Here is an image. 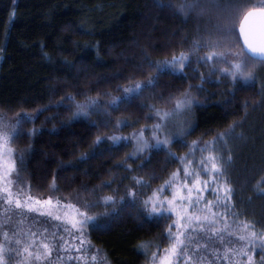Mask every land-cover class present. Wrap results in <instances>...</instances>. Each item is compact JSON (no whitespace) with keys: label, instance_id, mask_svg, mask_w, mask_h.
Returning <instances> with one entry per match:
<instances>
[{"label":"snow or ice","instance_id":"snow-or-ice-1","mask_svg":"<svg viewBox=\"0 0 264 264\" xmlns=\"http://www.w3.org/2000/svg\"><path fill=\"white\" fill-rule=\"evenodd\" d=\"M157 7L167 8L173 16L183 20L193 14L204 18L203 28L198 25L187 50L156 60L145 52L142 62L135 65L141 73H147L144 79L129 77V82L117 89L119 95L104 94L108 97L106 104L100 103L99 94L86 96L81 102L70 93L62 96L61 101L72 105L73 117L89 118L100 112L110 117L122 106H132L134 100L152 99L153 103L144 105L148 109L145 119L153 121L150 126L145 124L130 136H124L119 132L130 126L127 118H117L114 123L105 119L100 123L105 128L111 126V133L98 135L92 147L111 141L108 146L111 151L131 144L132 151L126 153L120 165H127L129 170L132 168L129 160H142V154L150 150L165 151L182 169L172 172L143 200L139 199V189L149 186L143 177H134V184L126 187L123 195L113 190L110 195L86 198L82 202H69L52 194L37 198L25 190L20 179L23 154L14 157L11 147L19 128L33 117L28 113H16L14 117L0 113V264H52L54 254L59 264L63 259L61 253L79 264H108L104 253L99 249L91 250L85 232L97 218L92 210L101 203L106 209L111 206L113 211L122 203L139 204L150 217L157 219L171 220L172 216L165 213L175 215L176 219L166 229L167 246L161 249L160 244H155L152 250L154 242L151 240L138 245L146 253L150 252L149 264H264V230L257 232L254 221L242 220L232 211L234 189L226 171L233 161L228 145L233 139L243 138L236 129L244 117L216 133L210 142L186 143L192 131L188 118L197 102L193 91L203 90L204 73L198 74L200 85L189 84L178 94H155L162 76L180 75L187 79L188 72L196 73L200 66H207L209 75L216 76L217 80H228L233 85L240 80L246 83L255 80L257 68L264 66V0H167ZM193 55L197 68L192 67ZM146 92L151 95L145 97ZM261 95L264 97V93ZM259 103H264V99ZM160 104L164 106H158ZM249 107L255 106L246 101L244 108ZM173 144L188 151L178 156L171 149ZM217 145L221 147L218 149ZM88 158L89 153L81 155L82 161ZM110 186L111 182H102L91 191L87 188L83 191L92 197L97 189L102 191ZM52 187L55 189L54 183ZM256 187L264 193V174ZM168 188L173 190L171 197L163 195ZM205 192H210L214 199H206ZM126 197L131 199L126 200ZM39 217L65 222L63 231H60L61 225L47 224ZM72 252L75 255H69Z\"/></svg>","mask_w":264,"mask_h":264},{"label":"trees","instance_id":"trees-1","mask_svg":"<svg viewBox=\"0 0 264 264\" xmlns=\"http://www.w3.org/2000/svg\"><path fill=\"white\" fill-rule=\"evenodd\" d=\"M118 1L124 8L125 16L129 7L136 9V47L120 59L113 70L75 81L74 71L69 78L53 64L54 53L46 58L35 50L27 26L15 14L21 0H0V112L8 117H14L16 113H28L33 117L19 128V135L12 140L16 156L23 154L24 157L20 178L33 194L45 197L55 192L69 202L96 199L99 195L112 194L113 190L123 195L125 188L132 185L133 174L125 165H120L126 153L131 152V146L109 151L108 143L93 148V142L98 135L111 132V126L105 128L100 123L105 119L114 123L117 118H127L130 130L149 125L152 120L145 119L148 109L144 105L154 101L142 98L134 100L132 106H122L110 117L100 112L84 118L73 117L72 105L61 101V97L71 93L82 102L86 96L96 97L99 94L100 103L106 104L108 97L104 94L119 95L117 89L126 85L129 77L144 79L147 73H141L135 65L142 62L145 52L156 60L187 50L198 25L201 29L204 25V18H197L195 14L183 20L173 16L167 8L157 7L158 3H167V0ZM123 20L121 16L116 17L109 27H122ZM92 27L99 31L105 29L100 24ZM236 31H239L238 27ZM69 57L65 60L68 70L76 61ZM192 60V67L197 68L195 55ZM198 74V70L196 73L189 71L187 79L180 75L162 76L155 94H178L189 84L200 85ZM202 89L193 91L197 102L190 115L192 131L188 141L210 140L234 120L241 121L244 117L236 129L243 138L233 139L234 145L231 144L236 167L233 207L240 219L254 221L259 231L264 230V193L256 187L264 174V103H259L264 99L261 95L264 93V73L255 82L238 83L236 86L207 79ZM150 95L145 93V97ZM246 101L255 107L245 109ZM174 148L179 153L187 150L179 144H175ZM83 153H89V158L82 161ZM178 166L179 163L173 162L165 151H153L142 163L140 173L149 185L156 188ZM102 182H111V186L102 191L97 189L92 197L83 191L85 188L91 191ZM130 199L126 197V200ZM94 210L100 213V217L97 223L89 226L88 232L93 250L99 249L104 253L108 264L119 263L107 249L98 245L97 238L124 250L143 264L150 259V252L138 248L142 241H153L152 250H155V244H160L161 249L167 246L168 241L164 237L171 221L145 215L138 204L130 206L122 203L116 206L115 211L100 204ZM60 263L66 264V261L62 259Z\"/></svg>","mask_w":264,"mask_h":264},{"label":"rangeland","instance_id":"rangeland-1","mask_svg":"<svg viewBox=\"0 0 264 264\" xmlns=\"http://www.w3.org/2000/svg\"><path fill=\"white\" fill-rule=\"evenodd\" d=\"M121 5L122 4L119 3L118 0H44L33 2L28 0H21L17 7V10L15 11V14L17 16H20L24 24L27 26L35 50L46 58L54 53L53 60L51 59L53 61V64L55 63V66L59 69L61 74H66L69 78L70 74H73L72 71H74V80L76 81L79 79H83L85 76H94L105 71L113 70L117 65L116 63H118L120 59L124 58L126 54H128L136 47L137 41L135 30L138 21L136 16V9L134 7H129V13L127 14V16H125L124 8ZM120 16L122 19L124 18V26L116 27V29H114V27H109V25L112 24L114 18H119ZM96 24H100L101 28L105 29L99 31V29H97L96 27H92L96 26ZM104 25L108 27H102ZM69 56L71 58H75L76 61L75 64L71 65V68L68 70L69 66L67 67V61L65 60H68L67 57ZM63 58L64 61L62 60ZM200 72L204 73V81L210 79L212 81H217L220 84H231L228 80H217L216 76L209 75L207 66H200L198 68V73ZM262 73H264V66L257 68L255 80H258V77L261 79ZM255 80L248 83L240 80L235 85H231L236 86L238 83L249 84L255 82ZM188 122L190 123V117L188 118ZM258 122L259 119H257L255 122L256 126L258 125ZM151 123L149 124V126L151 125ZM133 131L134 130H130L129 127H125L120 130L119 134L130 136ZM146 135H150V133H146ZM238 135L242 136L240 133ZM197 140H200L202 142H210L212 139ZM190 142L191 141H188V138H186V143ZM106 143L110 145L111 141H106ZM231 144H233V140L228 145V147L232 149ZM128 145L131 146V144ZM174 145L175 144L171 146V149L178 156L184 155L188 151L187 149L185 152L179 153L174 148ZM11 147L14 149V157H17L12 141ZM220 147V145H217L218 149ZM153 151L156 150H150L143 153L142 160L133 158L132 160L128 161V163L132 165V168L130 169V172L133 174V180L131 184H134L135 182L134 177H141L140 167ZM199 158L200 154L199 152H197L195 159L198 161ZM125 166L127 167V165ZM178 168L182 169V165L179 164L177 169ZM235 168L236 167L234 161H232V163L228 165L226 169L228 179L232 183L233 187L235 185ZM182 174L183 173L181 172V175ZM137 187L139 188V186ZM156 188L152 187L151 185H149L147 188H140L139 199L143 200L147 196H150L152 194V191ZM25 190L37 198L47 197L33 194L31 190L27 188V186H25ZM172 191L173 190L171 188H168L163 193V195L171 197ZM50 194L54 195L55 197H59L55 194V192H52ZM204 196L206 199H214V196L210 192H205ZM76 201L77 200L72 202ZM231 204L232 211L235 212L233 207V198ZM101 205L102 207H104L102 203ZM141 209L143 213H145V215L149 216V214L142 207ZM92 211L93 214H95L97 217L95 222L92 223L95 224L99 220L100 213L97 214L94 209ZM168 215L172 216V219L170 220L172 223L173 220L176 219V217L174 214L165 213V216ZM39 219L41 221H46L47 224L61 225L62 227L60 231H63L65 222L54 221L47 217H39ZM89 226L85 229V232L87 234L88 241H90L91 250L95 251L93 250V244L91 243L90 234L88 232ZM67 227L70 228V225H67ZM255 230L259 232V229H257L256 226ZM96 242L100 247L107 249L109 254L119 264H143L137 258L128 255L124 250L114 245H107L106 241H104L103 239L101 240L100 238H97ZM73 243L76 242L73 241ZM69 255H75V253L72 252L69 253ZM61 256L63 257V260L66 261V264L67 262H69L70 264H79V262L75 259L69 260L68 255H64L63 253H61ZM149 262L150 259L145 264H149ZM52 264H57L55 254L52 257ZM59 264L61 263L59 262ZM217 264H219V262H217Z\"/></svg>","mask_w":264,"mask_h":264}]
</instances>
